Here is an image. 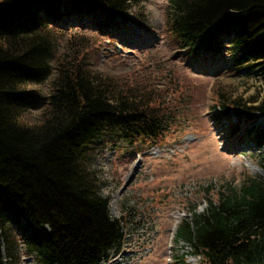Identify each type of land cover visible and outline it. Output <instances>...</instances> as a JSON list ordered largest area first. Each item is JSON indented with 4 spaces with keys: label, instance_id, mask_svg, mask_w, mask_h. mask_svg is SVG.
I'll return each mask as SVG.
<instances>
[{
    "label": "trees",
    "instance_id": "1",
    "mask_svg": "<svg viewBox=\"0 0 264 264\" xmlns=\"http://www.w3.org/2000/svg\"><path fill=\"white\" fill-rule=\"evenodd\" d=\"M143 2L0 0V264L14 263L20 246L39 264H102L123 239L94 158L112 139L161 140L176 108L96 71L97 50L90 52L86 34L121 22L145 26L143 12L134 11ZM164 28L191 57L220 53L226 43L234 64L264 85V0H168ZM60 40L66 51L58 54ZM51 76L47 100L24 86ZM215 94L211 110L224 116L232 107L252 125L264 114V91L256 107L230 101L220 89ZM32 110L40 112L31 123ZM204 192L205 209L190 207L174 241L205 264H264V178L245 176L238 186Z\"/></svg>",
    "mask_w": 264,
    "mask_h": 264
},
{
    "label": "rangeland",
    "instance_id": "2",
    "mask_svg": "<svg viewBox=\"0 0 264 264\" xmlns=\"http://www.w3.org/2000/svg\"><path fill=\"white\" fill-rule=\"evenodd\" d=\"M167 5L168 0H145L134 9L146 17L143 27L121 22L104 34H86L92 35L90 52L97 50L91 59L96 71L124 79L147 97L159 94L176 108L161 140L112 139L94 158L109 215L120 221L123 234L102 264H205L186 243L174 241L180 221L192 205L197 212L205 209L206 187L216 192L222 185L238 186L245 176L264 178V114L251 125L232 107L226 116L211 110L219 89L230 101L233 96L240 105L250 101L256 107L264 91L260 77L235 65L226 43L220 53L195 57L178 49L164 28ZM138 18L133 15V21ZM57 51H66L64 41ZM52 81L53 76L24 86L47 100ZM39 112L30 111L28 120L34 122ZM16 259L12 264H39L24 246Z\"/></svg>",
    "mask_w": 264,
    "mask_h": 264
},
{
    "label": "bare ground",
    "instance_id": "3",
    "mask_svg": "<svg viewBox=\"0 0 264 264\" xmlns=\"http://www.w3.org/2000/svg\"><path fill=\"white\" fill-rule=\"evenodd\" d=\"M118 260V259H117ZM120 262H118V264H119ZM115 264H117V262L115 263Z\"/></svg>",
    "mask_w": 264,
    "mask_h": 264
}]
</instances>
